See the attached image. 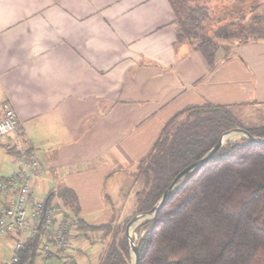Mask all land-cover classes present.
Listing matches in <instances>:
<instances>
[{"label":"crops","instance_id":"obj_1","mask_svg":"<svg viewBox=\"0 0 264 264\" xmlns=\"http://www.w3.org/2000/svg\"><path fill=\"white\" fill-rule=\"evenodd\" d=\"M175 18L171 0H0V114L11 100L37 149L33 189L75 190L78 214L66 206L87 223L116 219L89 222L82 212L98 208L93 190L103 184L135 185L139 159L180 110L264 104V30L233 25L210 63L178 39ZM5 142L1 177L15 160ZM99 244L73 239L78 264L98 260Z\"/></svg>","mask_w":264,"mask_h":264},{"label":"trees","instance_id":"obj_2","mask_svg":"<svg viewBox=\"0 0 264 264\" xmlns=\"http://www.w3.org/2000/svg\"><path fill=\"white\" fill-rule=\"evenodd\" d=\"M171 4L178 39L195 42L214 63L219 47L214 38H229L235 22L223 23L219 18L222 24L214 27L217 18L210 5L187 0H171ZM238 126L264 136V123L245 125L225 103L191 104L167 120L132 172L135 186L140 185L135 213L153 208L181 169L200 160L223 132ZM237 138L229 139L216 155L187 173L156 215L139 222L140 264H264V144ZM56 194L78 212L75 190L50 191L47 206ZM131 218L122 224L116 219L90 224L77 217L81 231L72 238L84 235L92 243L101 242L97 264H131L126 236ZM37 246V239L28 241L20 260L12 264H59L40 261Z\"/></svg>","mask_w":264,"mask_h":264},{"label":"built area","instance_id":"obj_3","mask_svg":"<svg viewBox=\"0 0 264 264\" xmlns=\"http://www.w3.org/2000/svg\"><path fill=\"white\" fill-rule=\"evenodd\" d=\"M18 111L11 100L4 101L0 114V138L15 155L14 168L8 175H0V241L11 246V260H20L28 241L37 239L40 261L59 264H78L74 257L73 234L79 226L77 217L69 213L60 196H56L45 210L46 199L34 194V183L41 177L42 168L37 149L21 129ZM61 213V216L57 214ZM8 235H13L12 239Z\"/></svg>","mask_w":264,"mask_h":264},{"label":"rangeland","instance_id":"obj_4","mask_svg":"<svg viewBox=\"0 0 264 264\" xmlns=\"http://www.w3.org/2000/svg\"><path fill=\"white\" fill-rule=\"evenodd\" d=\"M190 4H206L212 7L215 22L212 23L214 27L222 24L219 22V18H222L223 23H228L229 21H234L235 25L239 23V31L244 28H253L255 31L256 28L259 30H264V0H187ZM229 5L226 9V6ZM218 6V7H217ZM214 10V8H216ZM213 30L211 29V33ZM249 32V31H248ZM247 32V33H248ZM258 33V32H257ZM244 35V34H243ZM230 38H233V35H230ZM229 38H214V42H228ZM195 42H193L194 44ZM229 47V46H228ZM220 52L223 51V47L220 48ZM234 110L239 115V118L247 126L259 125L264 123V104L259 103L256 106H245V107H235ZM235 138L231 137L230 139ZM242 138L241 136L237 139ZM236 139V140H237ZM228 141H231L228 139ZM227 141V142H228ZM111 182L103 184L100 189H95L94 194L95 200L99 202V205L103 203V206L98 208L85 207L82 212V216L89 222H99L103 219H107V215L115 213L116 222L122 224L126 218L135 215V205L138 187L140 185L134 183L125 184V188L120 190L114 186H110ZM38 188V186H37ZM40 188V189H39ZM37 190L34 189V194L42 199L47 197V192H45L41 186ZM97 202V204H98ZM110 217V216H109ZM141 222V221H140ZM116 223V224H117ZM139 225V222H138ZM137 225V226H138ZM136 226V227H137ZM134 227L132 231V236L135 238V241H138L139 233ZM98 246H102L99 244ZM11 246L8 241H0V264L1 259L6 261L11 260ZM97 253V252H96ZM132 260L131 264L134 263V255L131 250ZM98 258V257H97ZM97 259L92 261V264H97Z\"/></svg>","mask_w":264,"mask_h":264},{"label":"water","instance_id":"obj_5","mask_svg":"<svg viewBox=\"0 0 264 264\" xmlns=\"http://www.w3.org/2000/svg\"><path fill=\"white\" fill-rule=\"evenodd\" d=\"M233 131L241 132L242 133L241 137L252 140V142L255 141V142L264 144V136H258V135L252 134L249 130H247V128L238 126V127H235L233 129H229V130H226L225 132H223V134L219 138L218 142L215 143V145L200 160L195 161V162L189 164L188 166H186L185 168L181 169V171L174 177L171 184L165 190L163 195L160 196L161 198L155 204V206H153V208L145 210V211L142 210L141 212H138L135 215H133L132 218L129 220V222L127 224V230H126L127 235L126 236H128V240H129V243L131 246V250L133 251V255H134V260H133L134 263L133 264H140V261H139L140 260V250L138 248L139 245L135 241V238L132 236L131 227H136L137 225L134 226L136 224V222L138 224V222L143 221L144 219L151 218V217L155 216L157 211L159 210V208L164 204L168 195L173 191V189L179 183V181L187 173L193 171L194 169H198L206 161H208L210 158H212V156L216 155V153L221 149V147L224 144L228 143L227 139L225 138L226 135L233 132ZM46 209H47V200L45 202V210Z\"/></svg>","mask_w":264,"mask_h":264},{"label":"bare ground","instance_id":"obj_6","mask_svg":"<svg viewBox=\"0 0 264 264\" xmlns=\"http://www.w3.org/2000/svg\"><path fill=\"white\" fill-rule=\"evenodd\" d=\"M241 135H242L241 132L233 131V132L227 134L225 138L228 141V139H230L231 137H240ZM136 225H138L137 222H136V224L134 226H136ZM133 229H134V227H131V231H133Z\"/></svg>","mask_w":264,"mask_h":264}]
</instances>
